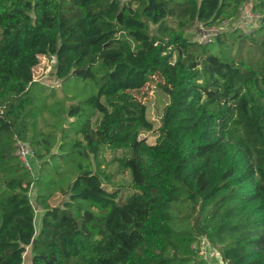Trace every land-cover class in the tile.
I'll list each match as a JSON object with an SVG mask.
<instances>
[{
	"label": "trees",
	"instance_id": "1",
	"mask_svg": "<svg viewBox=\"0 0 264 264\" xmlns=\"http://www.w3.org/2000/svg\"><path fill=\"white\" fill-rule=\"evenodd\" d=\"M41 56L60 87L34 81ZM203 237L264 264V0H0V264H208Z\"/></svg>",
	"mask_w": 264,
	"mask_h": 264
},
{
	"label": "rangeland",
	"instance_id": "2",
	"mask_svg": "<svg viewBox=\"0 0 264 264\" xmlns=\"http://www.w3.org/2000/svg\"><path fill=\"white\" fill-rule=\"evenodd\" d=\"M126 1V0H122ZM251 5H246V7L241 11L239 17L231 22L232 27H240L244 30L251 31L254 24L253 14L250 12ZM223 28H228V22L221 23ZM216 27L215 29H217ZM204 27L197 25L193 27L188 33L187 37L194 41H201L203 42L202 30ZM220 29V28H218ZM222 30V28L220 29ZM33 79L34 81H38L42 84L49 85L51 87L57 86L60 87L62 80L56 76V58L53 56H41L40 63L33 69ZM158 80V79H156ZM137 99L143 101L147 106V112L149 119L153 122L155 131L151 132H143L141 134V138L145 139L147 143L154 144L157 138V131L162 123V117L164 114L165 106L168 103V97L166 94L157 87L156 82L149 83L145 88H143L140 92L135 93ZM108 158V157H107ZM28 163L30 165V172L36 178L38 175V167L39 162L34 159L31 155L28 159ZM115 181H119L120 177H114ZM126 178V176H125ZM125 193V192H123ZM31 201L35 208H37V204L35 203L36 197V188L35 186L32 187L30 192ZM63 197L60 193L52 199L51 205L55 206L62 203ZM38 210V209H37ZM42 211L38 210L36 212V225L37 228L39 227V222L41 219ZM198 246L201 248V254L205 258L208 264H224L221 260L217 250L212 247V245L206 240L205 237L200 238ZM23 264H31V249L28 248L27 252L24 256V263Z\"/></svg>",
	"mask_w": 264,
	"mask_h": 264
},
{
	"label": "built area",
	"instance_id": "3",
	"mask_svg": "<svg viewBox=\"0 0 264 264\" xmlns=\"http://www.w3.org/2000/svg\"><path fill=\"white\" fill-rule=\"evenodd\" d=\"M202 30V35L201 37H203V42L208 41V39L213 36L217 29L215 28H210V29H201ZM18 154L20 155L21 159L23 160L24 164L26 165V167L30 170V165L28 163V159L29 157L32 155L31 150L23 143H18Z\"/></svg>",
	"mask_w": 264,
	"mask_h": 264
},
{
	"label": "crops",
	"instance_id": "4",
	"mask_svg": "<svg viewBox=\"0 0 264 264\" xmlns=\"http://www.w3.org/2000/svg\"><path fill=\"white\" fill-rule=\"evenodd\" d=\"M37 212V211H36Z\"/></svg>",
	"mask_w": 264,
	"mask_h": 264
}]
</instances>
